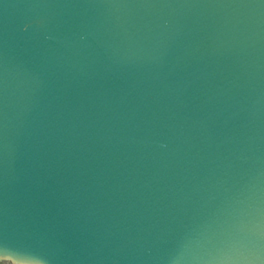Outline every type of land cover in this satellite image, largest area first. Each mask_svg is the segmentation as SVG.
I'll return each instance as SVG.
<instances>
[{
  "label": "water",
  "instance_id": "water-1",
  "mask_svg": "<svg viewBox=\"0 0 264 264\" xmlns=\"http://www.w3.org/2000/svg\"><path fill=\"white\" fill-rule=\"evenodd\" d=\"M0 246L264 264V0H0Z\"/></svg>",
  "mask_w": 264,
  "mask_h": 264
},
{
  "label": "snow or ice",
  "instance_id": "snow-or-ice-1",
  "mask_svg": "<svg viewBox=\"0 0 264 264\" xmlns=\"http://www.w3.org/2000/svg\"><path fill=\"white\" fill-rule=\"evenodd\" d=\"M21 253L30 255V253L27 252L0 246V264H15L16 261H23L22 259H20Z\"/></svg>",
  "mask_w": 264,
  "mask_h": 264
}]
</instances>
